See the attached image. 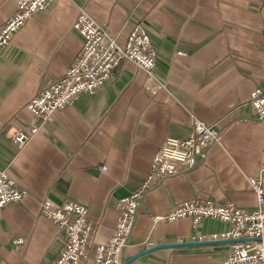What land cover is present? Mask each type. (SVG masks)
I'll return each instance as SVG.
<instances>
[{
    "label": "crops",
    "instance_id": "crops-1",
    "mask_svg": "<svg viewBox=\"0 0 264 264\" xmlns=\"http://www.w3.org/2000/svg\"><path fill=\"white\" fill-rule=\"evenodd\" d=\"M18 0H0V28ZM81 10L124 46L137 25L158 51L151 78L124 61L93 94H83L19 149L15 130L28 129L29 101L62 79L79 56L73 30ZM157 81L165 88L155 92ZM264 87V0H55L14 35L0 57V170L29 194L0 210V264H50L65 235L40 214V202L73 201L89 209L97 244L112 237L123 197L143 183L167 137L187 138L194 121L222 131L196 167L147 191L125 261L131 264H221L233 242L210 236L228 224L205 219L155 223L180 203L197 200L252 211L264 189V120L249 104ZM195 236H204L201 241ZM86 264H97L94 251Z\"/></svg>",
    "mask_w": 264,
    "mask_h": 264
},
{
    "label": "built area",
    "instance_id": "built-area-1",
    "mask_svg": "<svg viewBox=\"0 0 264 264\" xmlns=\"http://www.w3.org/2000/svg\"><path fill=\"white\" fill-rule=\"evenodd\" d=\"M53 1H17L16 12L0 28V57L15 33ZM73 30L83 38L81 52L62 79L39 91L29 101L27 109L32 115L31 125L28 129L15 130L11 135V140L19 149H23L60 111L71 107L78 97L98 91L124 61L133 62L154 78L158 51L143 25L132 29L124 46L118 43L117 35L108 32L84 10L75 19ZM164 88L165 83L157 81L155 92ZM249 104L257 117L264 120V87L254 89ZM222 134L221 130L196 120L187 138L167 137L154 155L143 183L119 202L118 222L112 237L105 244L96 243L98 229L89 218L88 207L73 201L55 203L43 199L40 214L65 235L64 246L50 264H86L93 251L97 264H123L145 193L165 178L196 167L200 159L221 142ZM251 186L258 198L255 210L246 211L233 204L220 205L209 200H190L164 215L154 217V221L159 224L189 219L195 233L205 219L228 224V230L210 236L212 241L233 242L221 264H264V189L260 178L252 179ZM28 194L8 172L0 170V210L22 201ZM196 238L201 241L206 239L204 236Z\"/></svg>",
    "mask_w": 264,
    "mask_h": 264
},
{
    "label": "water",
    "instance_id": "water-1",
    "mask_svg": "<svg viewBox=\"0 0 264 264\" xmlns=\"http://www.w3.org/2000/svg\"><path fill=\"white\" fill-rule=\"evenodd\" d=\"M230 242H232V241H230ZM195 244H198V243H183V244H177V245H163V246L153 247V248L145 250V251H143V252H141V253H139L137 255H134L129 260L124 261L123 264H131L133 261H135L136 259L140 258L141 256L149 254V253L154 252V251L159 250V249L172 248V247H175V246H190V245H195Z\"/></svg>",
    "mask_w": 264,
    "mask_h": 264
}]
</instances>
